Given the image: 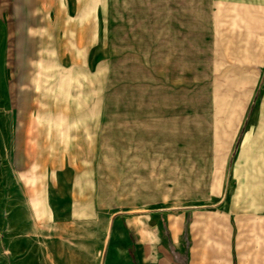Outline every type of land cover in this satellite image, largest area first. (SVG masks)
<instances>
[{
    "label": "crops",
    "instance_id": "crops-1",
    "mask_svg": "<svg viewBox=\"0 0 264 264\" xmlns=\"http://www.w3.org/2000/svg\"><path fill=\"white\" fill-rule=\"evenodd\" d=\"M3 6L2 73L16 80H3L0 152L13 155L12 169L39 224L81 223L93 239L75 246L36 240L35 264H264V0L209 3L208 193L178 206H116L102 225L92 157H81L74 133H59L56 98L47 102L40 93L38 75L53 74V66L41 64L53 55L42 46L52 41L53 27L46 34L43 27L56 13L44 2ZM9 56L23 58L12 71ZM196 186L202 188V177ZM85 246L87 254L75 252Z\"/></svg>",
    "mask_w": 264,
    "mask_h": 264
},
{
    "label": "rangeland",
    "instance_id": "rangeland-1",
    "mask_svg": "<svg viewBox=\"0 0 264 264\" xmlns=\"http://www.w3.org/2000/svg\"><path fill=\"white\" fill-rule=\"evenodd\" d=\"M8 2L49 3L56 13L43 27H53L42 43L53 55L41 63L53 74L38 75L40 93L56 98L59 133H74L81 157H92L100 225L116 206H178L208 193L210 0H0V18ZM3 46L0 34V100L3 80H16L2 73ZM10 56L8 70L19 67L23 58ZM12 160L0 152V264H35L36 240L93 241L81 223L39 224Z\"/></svg>",
    "mask_w": 264,
    "mask_h": 264
}]
</instances>
